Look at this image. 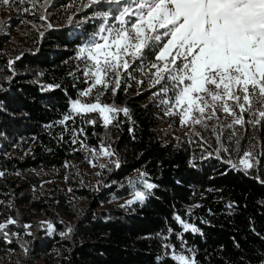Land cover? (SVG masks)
I'll return each mask as SVG.
<instances>
[{
    "label": "trees",
    "instance_id": "trees-1",
    "mask_svg": "<svg viewBox=\"0 0 264 264\" xmlns=\"http://www.w3.org/2000/svg\"><path fill=\"white\" fill-rule=\"evenodd\" d=\"M86 3L48 0L34 13L0 5V223L15 221L0 231V264H179L174 255L263 264L264 122L229 128L219 112L207 127L169 125L161 99L172 94L154 96L160 86L149 87L140 71L155 62L156 47L115 94L97 86L82 97L90 82L77 51L103 23L97 13L114 17L126 6ZM101 90V104L129 116L105 126L98 113H71L60 123L73 100L96 102ZM102 145L114 155L99 154ZM246 152L253 167L244 170ZM136 191L144 200L127 204Z\"/></svg>",
    "mask_w": 264,
    "mask_h": 264
},
{
    "label": "snow or ice",
    "instance_id": "snow-or-ice-1",
    "mask_svg": "<svg viewBox=\"0 0 264 264\" xmlns=\"http://www.w3.org/2000/svg\"><path fill=\"white\" fill-rule=\"evenodd\" d=\"M102 0H87L82 7H90ZM125 3L120 13L110 17L108 12L96 14L103 23L89 43L80 47L76 59L85 62L84 76L90 87L82 91L89 96L97 86L119 89L122 77L129 74L136 61L142 60L147 49L156 47L155 62L140 69L148 78L149 87H159L154 96L166 106L165 115H178L180 123L207 127L206 121H220L219 112L231 118L226 126L232 128L246 123L253 127L264 122V0H108ZM48 0H0L2 6L19 5L25 13L44 8ZM132 19L129 20L128 18ZM110 18L115 23H109ZM41 20L46 16L41 15ZM72 16L68 17L69 22ZM51 28L52 25L48 24ZM43 35V33H41ZM13 62L9 61V66ZM143 84L144 81H137ZM95 103L82 100L71 102V112L60 121L64 124L71 113H98L105 126L113 123L118 113L129 116L127 108L101 104L103 91ZM245 114L250 119L245 120ZM95 124V120L87 121ZM223 126V125H221ZM215 131V128L213 129ZM219 139V137H218ZM76 139L72 143H76ZM81 147L86 145L81 144ZM93 155H98L92 150ZM99 154L114 155L110 147L100 148ZM252 153L246 152L240 164L244 170L253 167ZM119 167V162L116 161ZM104 167V165H100ZM235 167V165H234ZM4 173L0 172V176ZM141 173V177H143ZM130 183H132L130 181ZM154 186L144 182L146 190ZM145 192L136 191L133 200L143 201ZM180 220V217H177ZM183 224L185 230L199 231ZM15 221L0 223V231ZM49 233L54 231L50 222ZM30 225H25V228ZM71 232H62L66 236ZM7 236V233H4ZM179 264H195L194 259L174 255Z\"/></svg>",
    "mask_w": 264,
    "mask_h": 264
},
{
    "label": "rangeland",
    "instance_id": "rangeland-1",
    "mask_svg": "<svg viewBox=\"0 0 264 264\" xmlns=\"http://www.w3.org/2000/svg\"><path fill=\"white\" fill-rule=\"evenodd\" d=\"M112 23H115V21L113 20ZM93 103H95V102H93ZM86 104H90V103H86ZM165 111H166V109H164L163 116L166 118V120H167L169 125L175 127L176 129H178L180 127L186 128L188 126V124L187 125H182L180 123V118H179L178 115H165ZM55 182H57V180H52V181L49 180L47 183H55Z\"/></svg>",
    "mask_w": 264,
    "mask_h": 264
}]
</instances>
